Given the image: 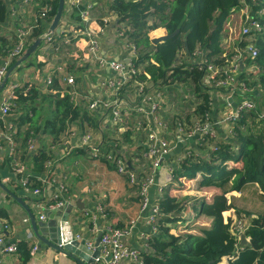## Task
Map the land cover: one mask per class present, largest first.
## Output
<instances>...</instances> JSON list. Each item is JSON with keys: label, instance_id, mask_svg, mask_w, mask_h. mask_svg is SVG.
I'll return each mask as SVG.
<instances>
[{"label": "trees", "instance_id": "obj_1", "mask_svg": "<svg viewBox=\"0 0 264 264\" xmlns=\"http://www.w3.org/2000/svg\"><path fill=\"white\" fill-rule=\"evenodd\" d=\"M244 1L249 7L250 15L263 25V30L254 40L258 55L255 58L245 56L242 72L236 82L246 83L249 89L247 96L255 99L259 92L264 96V0ZM50 2L53 7L50 18L52 21L57 13L59 0ZM102 2L108 12L105 8H100V16L97 12L91 25L99 29L103 26V17L107 13L115 14L117 19L114 27L120 24L124 26L128 39L138 48V55L132 60L137 69L136 74L124 86L117 88L119 97L125 103V128L120 132L115 125V136L106 138L97 147L100 159L117 169L115 160L109 156L115 155L116 159L123 155L127 170L134 171L138 179L131 187L140 188L153 169L154 158L149 155L148 147L149 127L152 131H158L172 147L177 144H182L183 148L189 144L194 145L184 150L178 148L177 163L168 176L158 175L162 163L157 168V185L163 189L162 194L154 201L158 205L157 230L150 233L146 247L141 250L144 264H264V212L250 219L247 216H251V213L238 209L234 203V198L246 185L254 184L260 191L264 207L262 109L245 112L233 122V132H227L225 136L216 134L213 137L211 133L200 136L196 132L197 138L192 142L189 141L190 138L183 140L185 144L178 140V137L186 139L191 132L214 121L213 93L216 89L218 92L231 89L212 84L214 73L209 65H214L218 70L216 79L226 76L224 72L229 68L228 58L232 44H225L229 37L225 27L230 17L245 6L243 0ZM7 12L6 0H0V30L7 20ZM74 19L79 18L75 16ZM43 27H47L46 24ZM45 30H35L34 37L42 36ZM171 34L170 38L155 42V39ZM67 38H71L79 48L73 57L68 58L67 69L73 68V62L79 60V57L83 61L86 57V61L90 62L87 60V38L84 36L74 38L69 33H56V41L51 47L55 50L58 44L63 47L60 49L67 50L69 44L64 43ZM239 43L241 46L246 45L245 40H240ZM7 44L6 39L0 35L1 58L13 48ZM59 51L61 53L62 50ZM14 64L13 62L11 66ZM57 75L60 73L55 70L48 93L42 94L45 98H51L52 102L51 113L45 116L43 122L40 121L43 108L40 109L36 104L39 99L37 88L34 85L17 86L13 91L15 105L11 113L15 117L10 123L15 126L12 136L15 148L9 159L13 160L17 156L27 168L32 164L34 173L42 174L46 170V163L54 161L52 146L64 143L75 123L81 122V128L85 132L90 127L102 128V115L99 122L93 112L96 110L86 107L79 99H73L69 92L70 86L59 88L60 78ZM135 94L140 98L138 103H132L130 99ZM148 96L158 102L155 115L165 125L164 128L158 126V121L152 124L151 119L146 117L151 106ZM192 97L194 104L190 101ZM227 100L224 104H227ZM261 104L263 106L262 102ZM220 106L221 104L219 108ZM139 107H143L145 112H140ZM46 134L51 147L45 146L42 141L38 147L35 145L32 150L29 149L31 140L36 144ZM76 149L78 153H91L93 157L87 146ZM174 150L177 148L172 151ZM50 177L51 171L47 179ZM126 178L128 180L127 176ZM30 181L33 190H43L46 185L43 184L45 180L42 181L37 175L30 174ZM138 197L141 202V196ZM105 213L109 216L106 211ZM235 215L247 218L250 225L246 232L250 245L242 248H237L239 241L231 230L236 220ZM18 248L21 264H26L31 258L32 247L20 243Z\"/></svg>", "mask_w": 264, "mask_h": 264}, {"label": "crops", "instance_id": "obj_2", "mask_svg": "<svg viewBox=\"0 0 264 264\" xmlns=\"http://www.w3.org/2000/svg\"><path fill=\"white\" fill-rule=\"evenodd\" d=\"M6 3L8 8V17L6 22L1 26L0 35L6 39L8 42V47L14 48L17 44L18 29H31L32 27L30 34L25 40L24 52L22 53L23 56L26 50L37 40V37H34L35 30H51V25H49L47 28H44L43 25H41V21H36V15L39 14L41 6L40 2L34 1L30 4H26L23 0H6ZM98 7L105 8V11L108 12L104 2H102ZM98 7L94 11L93 16L98 12ZM74 14L69 17L68 15L62 16L61 22L59 23L58 27L55 28L56 33H68L69 26L66 24V22L73 20L75 16H77ZM108 14L110 13H107L106 15ZM234 16H237V14L235 13ZM239 16L241 17V14L237 16L238 20H240ZM53 20L54 18L52 19V22ZM234 25L231 26L233 27ZM113 27L114 26L110 27L107 31V34L101 38V47L104 57L108 60L119 59L126 61L130 59L132 61L130 51L123 47L122 42L119 40ZM77 47L78 45L75 44L72 47L69 45L66 48L69 52H71V54H73L77 53L79 50ZM60 50H62L61 53L60 51H55L51 46H46L41 43L36 51L25 62L18 66L9 76V80L4 86V89L0 91V105L4 96L10 91H14L15 87L34 85L35 88H37L39 95V99L36 104L40 109L43 108L44 115L41 113L40 116V121L43 122L45 116L51 113L50 103H52L51 98H45V96L42 95L48 93V85L46 80L48 77H52L54 75V71L56 70L55 66L60 62H66L68 64V56L65 55L64 49ZM10 52H7L8 54L5 56L2 55V58L0 56V68ZM22 56L19 58H14L11 61L9 67L11 68V64L13 62L16 63ZM73 65V68H68L65 72L57 75L58 78H60L59 88L62 87L65 89L66 87L69 88V86L72 87V85L68 84L67 77L68 74H73L76 80L75 87L80 90L82 95L79 97V100L86 107L94 98L98 96L100 97V95H106V91L109 89L108 82L110 80H118V76L113 72V70L109 69V67L100 69L96 62L83 61L81 57H79V60L73 62ZM10 68H8V70ZM248 71L252 70L248 69ZM181 92L182 90H180V93ZM184 94L185 92H183V96ZM258 94V97H262L255 99L258 100L260 108L262 109V104L260 101H262L264 106V96L260 92ZM187 96L190 97L189 95ZM130 99H132V103H138L140 98L135 94L131 96ZM193 99V97L190 99L192 104H194ZM226 99L227 95L222 91H216L213 93L214 103H218V106H215V110L213 112L214 120L218 117H222L225 113L233 109L234 104L237 103L241 97L236 95L234 100L231 97L232 100L229 102L231 106H228L226 103L224 104ZM219 104H221L220 108ZM93 112L96 113V120H99V122L102 115L101 127L103 129L100 128V126L98 128L90 127V129L85 132L81 128V122L75 123L74 125L76 126L73 125V128L82 131V133L90 134L92 138L88 145H83L78 136L72 137L69 144L61 142L57 145H53L52 148L55 157L50 178L47 179V176L50 173L48 170H45L42 174L34 173L32 164H29V166H31L28 168L30 174L37 175L39 178H42V181L46 180V182H43V184L45 183L46 185L42 190V194L40 195L35 194L32 191H27V189L21 184L19 178L20 176L17 175L13 170L14 166L12 159H9V155L12 152L11 144L7 141V139H0V181L3 184V186L0 185V229L4 224L9 225V230L5 231L6 235L4 239H6V242L16 244L24 243L32 247L31 258L26 264L77 263L62 252L51 247H46L43 250L40 248H38V250L34 249L39 243V240H37L36 236L34 235L29 214L27 210L11 195V193L8 192V190L22 198V200L31 208L32 212L37 217V220L40 221L43 228H55V224L57 223L55 218L53 221L54 225H49L48 227L43 225L46 221H50L48 218L49 210H47V207L49 204L58 203L59 197L63 196L62 199L66 201L67 206L76 203L82 207L80 209L77 207L74 208L76 217L72 222L74 230H76V237L79 235L81 237L80 240L85 239L87 242H94L95 244L102 227H105L109 224L115 226H127L134 221V227L131 234L126 238V243L134 249L143 250L146 247V241L152 231L151 225L148 224L146 219L150 212L149 210L145 211L142 209L141 202L137 199L139 198L137 195L138 188H132L128 183L126 176L119 174L116 167L112 164L101 160L99 157H91V153L85 154L76 152V148L80 146H87L89 149H91V151L93 149H97V147H100V144L105 142L106 138L115 136V122L111 119L110 111L102 110L100 113V110H96ZM14 117L15 115L12 114L8 115V118H5L0 110V133H6L8 124ZM9 118H11V120H8ZM216 129L218 134L222 136H225L228 132L227 128L223 126H217ZM103 130H106V132H103ZM42 141L47 147L51 145L47 134L45 137L42 136L41 141L36 142V145L38 144L37 147L40 145V142L42 143ZM193 146V144H189L184 148H191ZM179 147L184 150L182 144L176 145V148ZM177 155L178 154H171L169 155L168 159H163L164 161L162 162L161 168L158 172L159 176H168L171 168H174V164L177 163ZM61 184L67 187V191L64 195H61L58 189L59 185ZM245 187L236 197L239 198L236 201L239 206L237 204L235 205L240 210L248 211V208L242 206L246 204L240 199L244 196L243 194L245 193ZM158 195V185L156 184L150 189V197L152 202L155 201V198ZM100 206L103 207L105 215L100 213ZM105 211L109 214V216L105 213ZM42 215L46 216L44 220L40 218ZM234 218H238V216L235 215ZM25 219H28V221ZM94 228H96V230H94ZM1 234L2 232H0V235ZM248 239L250 240L249 236ZM1 249L2 246L0 245V250ZM20 257V252L5 254V264H21ZM88 264L106 263L103 262ZM124 264H128V262L126 261Z\"/></svg>", "mask_w": 264, "mask_h": 264}, {"label": "built area", "instance_id": "obj_3", "mask_svg": "<svg viewBox=\"0 0 264 264\" xmlns=\"http://www.w3.org/2000/svg\"><path fill=\"white\" fill-rule=\"evenodd\" d=\"M24 3L30 4L34 1L40 2V10L39 14L36 15V21H43V25L46 24L47 27L51 25L50 18L51 12L53 10L52 4L50 0H23ZM103 0H67L69 9H68V17L72 16L74 13L78 16L79 19H73L66 24L69 26L68 33L72 34L74 38L79 36H84L87 38V46L85 51L87 53V60L96 62L100 69H105L109 67V69L113 70L114 73L118 76V80H110L108 82L109 89L106 91V95H103L102 98H94L88 104V107L92 110H110L111 112V119L115 122V125L118 126V131H123L126 125V116L123 113L124 108V101L121 100L117 93V88L124 86L127 82H129L133 75L136 74L137 69L134 64L131 62H126L123 60H108L104 57L102 53L101 47V38L107 34V31L110 27L114 26V21L117 19L116 15L110 13L103 17V26L99 29L93 27L91 25L92 14L94 9L101 5ZM245 6L241 8L239 11L236 12L237 16L241 14L240 17V27H232L230 22L226 24V31L229 33V37L225 40V44L229 46L232 44V48L234 49L230 53V58H228L229 68L224 72L225 77L216 79L218 76L216 75L218 70L213 67L214 65H209L210 70L214 73L212 76V84H215L216 87H230L231 89H227V91H222L227 95V98H234L240 96L241 99L234 104V108L231 109L229 112L225 113L222 117H218L212 122H208L204 127L198 128L195 132H191L186 139L182 137H178L179 141L188 140L195 136L196 132L200 133V136L203 134L211 133L213 137L218 134L216 127L223 126L227 128L228 132H233V122L240 118L245 112L248 110L256 109L258 107V103L252 98L247 96L249 89L246 83H238L236 82L240 72H242V67L244 64V58L246 55L255 58L258 55V49L254 44V40L256 39V35L263 30V25L261 22L252 17L249 13V7L246 5V2L243 0ZM116 17V19H115ZM235 17L234 14L231 16V19ZM61 22V21H60ZM46 27V28H47ZM114 31L116 32L119 40L122 42L123 47L130 51L132 56V60L134 57L138 55V48L136 44L133 43L128 39L126 34V30L122 24L117 26L116 28L113 27ZM233 29V30H232ZM240 31V34L236 30ZM31 29L27 28H20L18 29V42L10 52L8 57L6 58L5 62L0 68V82L4 78L11 61L14 58H19L22 56L24 52V45L27 36L30 34ZM42 43L46 46H52L56 41V31L55 30H46L42 34ZM245 40L246 45L241 46L239 41ZM71 38H67L64 40V43L70 44ZM229 43V44H228ZM230 48V49H232ZM55 50L59 51L60 46L57 44L55 46ZM64 53L68 58L73 57V54L68 50H64ZM86 61V57H85ZM57 72L62 73L67 70V63L60 62L58 65L55 66ZM52 77H48L46 80L47 85L49 86L52 83ZM68 84L72 85L71 90L69 92L73 96V99H79L81 93L75 87L76 80L72 74H68L67 77ZM143 87H140L142 90ZM216 91H219L216 89ZM148 100L151 101L150 111L146 114L148 119H151L152 124L154 121H158V117L155 115V111L158 108V102L155 101L152 96H148ZM15 105L13 100V91L9 92L7 95L4 96L2 99L0 110L3 116L12 115L13 106ZM228 106H231L229 102H227ZM138 110L140 112H145L143 107H139ZM264 116V113H261ZM141 125V122H139ZM158 126L164 128L165 125L158 121ZM14 124H8L6 133H0V139L3 138L11 144V151L14 150L15 144L13 141V133L15 132ZM149 135H148V147H149V155L152 156L153 159V169L150 172L148 178H146L140 186V196H141V206L143 210H149V215L147 216V222L151 225V232H155L157 230V214H158V205L152 202L150 197V189L153 185L157 184V168L160 167L165 156L169 155L170 152L176 147L170 146V143L160 136L158 131H152L149 127ZM77 134L76 129L72 128L71 132H69L68 138L65 141V144L70 143V139ZM80 140L82 141L83 145H88L91 140L90 134H82L79 136ZM35 141L31 140L29 149L32 150L35 147ZM84 147V146H83ZM126 149V147H124ZM92 156L100 158V152L98 149L92 150ZM115 155H110L109 158L115 160L117 171L128 177V181L131 185L136 184L138 179L136 177V173L132 170H127L126 166V159L123 155L117 157L115 159ZM13 162V170L14 172L19 175L21 184L27 189V191H32L35 194H42V190L40 188H35L34 190L31 188V181H30V172L26 165L17 157L14 156ZM54 161H48L46 163V170L49 172L52 170ZM46 182V180H45ZM60 194L64 195L67 191V187L63 184L59 185L58 187ZM163 187L158 188V194H162ZM63 196L59 197V202L56 204H49L47 210H53L65 204L66 201L62 199ZM99 211L102 215L104 214L103 207H99ZM42 220L46 218L45 215L40 217ZM235 222L231 227L233 234L238 239L239 243L237 244V248L240 247V236L242 233L247 232L250 225L248 223V219L245 218H235ZM28 221V219H25ZM8 224H4L0 229L2 234L0 235V245L2 249L0 250V264H5L4 255L5 254H12L17 253L18 251V244L16 243H8L6 242L5 231L8 229ZM134 227V221L131 224L118 227L112 224H109L105 227H102L100 231L102 232L101 240H100V247H101V254L99 257L96 258V263H103L106 264H124L126 261L128 264H144L143 258L141 256V250L134 249L130 247L126 243V238L131 234L132 229ZM96 230V228H94ZM78 239L81 237L78 235ZM88 247L95 249L94 242H87ZM242 248V247H241ZM37 249V246L34 248ZM108 260V261H106Z\"/></svg>", "mask_w": 264, "mask_h": 264}, {"label": "water", "instance_id": "obj_4", "mask_svg": "<svg viewBox=\"0 0 264 264\" xmlns=\"http://www.w3.org/2000/svg\"><path fill=\"white\" fill-rule=\"evenodd\" d=\"M65 2L66 0H59V7L51 25V29H55L58 27L64 14ZM171 36L172 34L157 38L155 39V42L164 41ZM41 43L42 37L37 38V40L26 50L25 54L8 70L2 82L0 83V91L4 89V86L9 80V76L11 75V73L23 62H25L36 51ZM126 62H131V60H126ZM231 100V98H228L227 101L231 102ZM215 106H218V103H215ZM5 118H8V116H5ZM8 120H11V118H9ZM197 134H199V132H197ZM196 138L197 137L194 136L190 138L189 141L192 142ZM183 143L185 144L186 142L183 141ZM178 152L179 149L177 148V150L172 151L171 154H177ZM165 158L168 159L169 156H165ZM0 185L3 186L1 181ZM8 192L11 193V195L27 210L34 235L36 236L37 240H39V243L37 244V250L38 248L43 250L46 247H51L62 252L77 264L96 263V258L101 254L100 240L102 232L100 231L95 243V249H93L88 247L87 241L85 239L80 240L76 237V230H74L72 223L73 219H75L76 217L74 208L77 207L80 209L82 207H80L76 203L67 206V203L65 202L64 205L59 206L56 209L49 210L48 218L50 219V221H46L43 225L46 227H48L49 225H54V218L55 220H57V223L55 224L54 229H47L42 227L40 221L37 220V217L34 215L31 208L22 200L21 197H18V195L10 192L9 190ZM240 237V247L250 245V240L245 233H242Z\"/></svg>", "mask_w": 264, "mask_h": 264}, {"label": "rangeland", "instance_id": "obj_5", "mask_svg": "<svg viewBox=\"0 0 264 264\" xmlns=\"http://www.w3.org/2000/svg\"><path fill=\"white\" fill-rule=\"evenodd\" d=\"M68 9H69V6H68V3H67V0H66V2H65V9H64V15L66 16L67 14H68ZM97 9V7L94 9V11ZM94 13V12H93ZM98 14H99V16H100V8L98 7ZM96 17V14H94V16H93V14H92V20H91V23L93 22V20L94 19H96L95 18ZM229 22H230V25H234V26H237L238 28L240 27V20H238V17L237 16H235V17H233L232 19H229ZM53 23V22H52ZM52 23H51V25H52ZM52 30H55V29H52ZM239 34H240V31L237 29L236 30ZM71 47L72 46H74L75 44L71 41L70 42V44H69ZM234 49L232 48V49H230L229 51L230 52H232ZM71 60V59H70ZM82 96V95H81ZM102 96L103 95H100V97L98 96V97H96V98H102ZM253 97V96H252ZM262 97V96H261ZM261 97H257V98H261ZM228 99V98H227ZM264 99V98H263ZM257 103H258V107L256 108L257 110H259L260 109V105H259V102H258V100L257 99H254ZM260 102H262V101H260ZM262 111L264 112V106H262ZM70 132H71V130H70ZM76 132H77V134L75 135V136H81L82 134H87V133H82V131H80V130H76ZM74 136V137H75ZM67 139H65L64 141H66ZM120 174V173H119ZM128 183L130 184V182L128 181ZM130 186H131V184H130ZM134 189H136V188H134ZM137 191V190H136ZM245 193L243 194L244 196L243 197H241L240 199H241V201H243L246 205H242V206H244V207H246V208H248L247 210L248 211H250L251 212V214H255V215H251V216H248L250 219L251 218H254V217H256L258 214H262L263 212H264V207H263V204H262V200H261V198H260V196L259 195H261L260 194V191L258 190V187L256 186V185H251V184H249V185H246V187H245V191H244ZM138 196H140V188H138V194H137ZM239 198H234V203L235 204H237V200H238ZM238 206H239V204H237Z\"/></svg>", "mask_w": 264, "mask_h": 264}, {"label": "clouds", "instance_id": "obj_6", "mask_svg": "<svg viewBox=\"0 0 264 264\" xmlns=\"http://www.w3.org/2000/svg\"><path fill=\"white\" fill-rule=\"evenodd\" d=\"M247 235V234H246ZM247 237H248V235H247Z\"/></svg>", "mask_w": 264, "mask_h": 264}]
</instances>
